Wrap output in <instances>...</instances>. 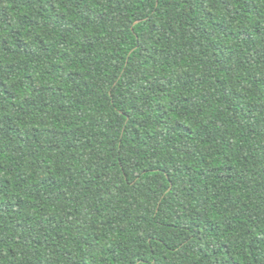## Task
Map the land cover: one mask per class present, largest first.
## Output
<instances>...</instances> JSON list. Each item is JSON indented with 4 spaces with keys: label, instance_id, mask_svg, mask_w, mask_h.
Masks as SVG:
<instances>
[{
    "label": "clouds",
    "instance_id": "obj_1",
    "mask_svg": "<svg viewBox=\"0 0 264 264\" xmlns=\"http://www.w3.org/2000/svg\"><path fill=\"white\" fill-rule=\"evenodd\" d=\"M0 10V264H264V0Z\"/></svg>",
    "mask_w": 264,
    "mask_h": 264
},
{
    "label": "trees",
    "instance_id": "obj_2",
    "mask_svg": "<svg viewBox=\"0 0 264 264\" xmlns=\"http://www.w3.org/2000/svg\"><path fill=\"white\" fill-rule=\"evenodd\" d=\"M27 3L30 4V3H31V0H27ZM0 15H3L4 18H5L3 22H7V23H9V26H10V20H11V17L8 16L7 11H6V10H0ZM24 19H26V18H24ZM139 23H142V22H138V26H137V28H135V29L133 30L135 36H137V37L140 35V31H139ZM219 27H221L222 30H225L223 25H220ZM13 35L18 37V39H17V44H18V46H19L22 50H25V54L31 53L30 46L27 45L22 39H19V35H20L19 32H14ZM242 35H244L245 37H247V38H249V39L251 38V37H248V36H247V33H243ZM4 44H5V50H6V51H11V49L7 47V41H5ZM41 44L43 45V42H42V41H41ZM44 50H45V51L47 50L46 47L44 48ZM10 67H11V66H10ZM73 75H77V74L73 73ZM0 86H3V87L5 88V91L7 92L6 94H8L9 96L12 95V93L9 92V91L7 90V86H6V84H0ZM20 130H21L20 128H17V131H20ZM9 183H10V182H9ZM0 207H4V206L0 205Z\"/></svg>",
    "mask_w": 264,
    "mask_h": 264
}]
</instances>
